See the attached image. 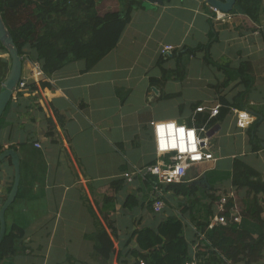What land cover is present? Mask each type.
I'll use <instances>...</instances> for the list:
<instances>
[{"label":"crops","instance_id":"1","mask_svg":"<svg viewBox=\"0 0 264 264\" xmlns=\"http://www.w3.org/2000/svg\"><path fill=\"white\" fill-rule=\"evenodd\" d=\"M130 4L134 7L131 21L118 45L89 71L86 61L79 60L50 77L43 73L34 78L37 70L42 71L41 64L34 50H23L22 78L36 89L27 87L14 94L0 129V145L4 150H15L24 165L22 178L27 195L7 220L26 218L27 250L12 262L1 264H102L94 241L99 224L114 232L117 253L109 264H121L119 253L125 256L129 249L136 248V242H130L133 231L156 228L171 216L183 220L193 256L203 235L198 225L206 224L211 212L217 215L221 195L235 198L232 212L241 216L237 199L241 200L242 195L231 183L234 159L241 155L251 166L253 162L262 164L264 146L252 148L250 128L239 129L232 111L219 124L221 131L210 137L214 141L225 125L230 132L231 152L224 157L212 152L216 162L188 171L184 185L194 188L192 196L161 186L166 208L157 214L153 210L155 182L134 172L158 161L153 123H188L184 119L188 104L173 103L170 97L183 94L180 90L187 83L185 74L183 78L172 77L174 84L165 82L164 65L176 61L172 53L163 57L162 49L167 45L179 50L196 48L207 44L201 41H209L211 31L218 39L222 35L225 48L230 50L232 67L249 63L257 81L247 92L249 104L264 106V18L259 24L241 15L231 22H213L205 0H163L162 4L149 0H99L97 10L99 14L120 12ZM171 31L179 34L175 41ZM192 32L196 39L188 40ZM217 44L219 40L212 48ZM11 64L8 51L0 45V80L5 81ZM153 79L157 84L152 86ZM45 82L48 85L44 88L41 84ZM173 85H178L179 92H171L177 90ZM173 106L179 116L171 115ZM182 106L185 115L179 113L178 107ZM193 117L194 113L192 124ZM263 127L264 123L258 131ZM261 135L264 137V131ZM126 173H133L132 181L125 178ZM13 182L14 168L6 160L0 168V209ZM129 198L132 207L126 208ZM196 261L218 264L211 255Z\"/></svg>","mask_w":264,"mask_h":264},{"label":"trees","instance_id":"2","mask_svg":"<svg viewBox=\"0 0 264 264\" xmlns=\"http://www.w3.org/2000/svg\"><path fill=\"white\" fill-rule=\"evenodd\" d=\"M98 2L99 0H0V11L21 58L25 48L34 50L43 73L50 77L69 63L79 60L86 61V68L89 71L118 45L131 21L134 7L130 4L126 10L120 12L99 14ZM207 8L208 13L211 14L210 7ZM231 14L246 16L259 24L264 18V0H237ZM213 35L214 37L205 45L172 52L173 59L181 62L185 54L196 57L198 53H203L204 61L217 66L227 75L226 85L232 80L238 81V85L244 86L245 91L239 92L231 99L222 97L220 99L222 108L218 117L210 119L208 113L199 114L196 125L214 127L221 124L233 109L248 110L257 117L248 131L250 141L253 142L252 148L263 146L264 141L258 139L257 132L259 126L264 123V113L257 108H251L247 102V92L251 90L254 82L251 67L249 63H244L238 68L229 65L219 66L212 61L210 50L217 37L211 31L210 36ZM1 48L6 51L4 46L1 45ZM163 71L165 75L170 72ZM171 71L174 72L175 78L184 77L179 69ZM3 83L4 81L0 80V91ZM41 85L45 88L48 84L45 82ZM28 87L36 89L34 85ZM170 97L173 98L175 95ZM201 105L200 102L196 103L192 110L195 112ZM9 110L10 105L0 119V129ZM187 125L193 124L189 120ZM4 151V147L0 145V154ZM7 160L12 165L11 158ZM20 169L19 192L15 202L6 212L7 231L0 245V264L6 261L12 262L27 250L25 231L29 223L26 222V218L19 216L11 222L7 220L27 195L24 176L22 178L24 165L21 161ZM231 181L232 186L242 195L240 211L242 222L228 223L226 226L217 225L209 229V221L215 217L211 212L210 220L206 224L198 225L199 231L205 238L199 239L200 244L194 254L195 258L211 255L218 260V264H264V176L242 158H235ZM168 188L185 197L192 196L194 192L193 187L187 188L184 184H171ZM11 189L12 185L7 188L6 194L9 195ZM234 199L228 197L225 212L228 219L231 210L236 207ZM130 201L129 198L125 204L126 208L132 207ZM184 225L181 218L171 216L156 228L146 227L133 231L130 242L135 241L136 248L129 249L125 256L120 252L119 262L121 264H184L194 256L184 235ZM94 241L96 256L102 264H109L117 253L114 232L110 233L103 224H99ZM131 256L136 258L132 260Z\"/></svg>","mask_w":264,"mask_h":264},{"label":"built area","instance_id":"3","mask_svg":"<svg viewBox=\"0 0 264 264\" xmlns=\"http://www.w3.org/2000/svg\"><path fill=\"white\" fill-rule=\"evenodd\" d=\"M210 18L218 23H226L232 21L234 15L231 13H223L217 9L210 7ZM175 50V47L167 45L162 49L163 56L170 55ZM43 75V71L37 70L34 73V78H39ZM28 87V80L22 78L17 91L23 92ZM222 105L220 103L212 106L201 105L194 112L193 120L197 122L199 114L208 113L210 119L218 117ZM232 112L237 118V127L242 130L249 129L255 119L248 111H240L233 109ZM194 122L193 126L179 124L174 121L153 123L155 132V145L158 156V161L155 165L138 169L134 175H142L145 179H153L155 183V193L153 197V210L157 214H161L165 208V201L162 199L161 186L171 184H184L188 171L195 166L201 164L216 162L217 158L211 151L209 131L213 127H197ZM183 130V136H181ZM133 173H126L125 178L132 181ZM228 197H222L218 204L217 215L209 221L208 228L211 229L217 225L226 226L228 223L241 224L242 217L238 212L234 213L231 210L230 219L225 215ZM205 238V236H201ZM184 264H197L195 256Z\"/></svg>","mask_w":264,"mask_h":264},{"label":"rangeland","instance_id":"4","mask_svg":"<svg viewBox=\"0 0 264 264\" xmlns=\"http://www.w3.org/2000/svg\"><path fill=\"white\" fill-rule=\"evenodd\" d=\"M210 10H212V9H210ZM234 17H235V15H234ZM236 19H238V17ZM211 21H213V20L211 19ZM213 22H215V21H213ZM179 33L181 35L183 34L181 29L179 30ZM210 33H209V40L214 37V35L211 37ZM170 35H171V38L174 39V41H175L179 34H177L176 32L172 33V31H171ZM199 37H200V35H197V38H199ZM191 39H196L194 37V32L191 33V36L189 37L188 40H191ZM217 40H219L220 44H217L215 47L212 48V50H210L212 61H215V63L219 66L229 65L230 67H232V64L230 63L229 58H228V55L230 54V50L225 48V43L223 42L224 39H223L222 35L219 37V39L217 38ZM203 41L205 43L209 42L208 40H205V39L204 40L202 39L201 42H203ZM175 51H180V50L175 48V50L173 52H175ZM225 52H227L228 54H226ZM174 66H176L175 67L176 69L174 68ZM177 66H179V67L177 68ZM171 67H173V69H175V71L179 69L180 73H183V75L185 74V80H187V83L184 86V90H180V92H183V94L180 97L175 96L172 99L173 103H176L179 105L183 104L184 102L188 104V113H187L186 117L184 118V119L187 118L185 122L189 121L190 118L192 117V115L194 113V110H192V107L196 103L200 102L202 105L212 106L214 104L220 103V99L222 97H228L229 99H231L235 94H238L239 92L236 93L237 88L240 89V91L241 90L244 91V89H245L244 86H241L240 84L238 85V83L236 84L235 82H231L230 84L226 85L225 80H226L227 75L224 73V71L219 70L217 66H214L212 63L208 64L206 61H204V54L203 53H198L196 57H189V55L185 54L183 56L181 62H177V61L173 62V63H171L170 66L165 64L163 68L166 69V71H167V70H170ZM174 76H175L174 72H172L170 70V72L167 75H164V78H166L165 82H170L171 84H174V81L172 79V77H174ZM255 82H257V81H255ZM255 82H253V85ZM151 84H152V86L157 84V80L153 79L151 81ZM253 85H252V87H253ZM176 86L178 87V85H173V88L177 89ZM171 92L174 94V92H179V90L177 89L174 91L172 89ZM248 104H249V101H248ZM249 106L251 108L253 107V109L257 108L260 112L264 113L263 104L260 106H255V107L252 105H249ZM178 110H179V113L181 115H185L186 111H184V106H182V108L178 107ZM171 115L179 116L178 111L174 108V106L172 107ZM193 122H195V120H193ZM182 123H184V121ZM182 123H179V124H182ZM192 126L193 125H191L190 127H192ZM223 126H224V132L221 133V135L215 137L214 141L212 139L210 142H211L212 152H216L220 156L224 157L228 153L231 152L228 150L230 143H231V137H230V135H228L230 132L226 131L225 125H223ZM262 131H264V127L258 131L257 137L259 136L260 138L264 139V137H262V135H261ZM259 137H258V139H260ZM241 150H240V152H241ZM237 154H241V153H237ZM235 158H243V156L238 155ZM251 164L256 170H258L262 175H264V163L258 164L257 162H253ZM222 196L225 197L227 195L224 194V195H221V197ZM219 200L220 199L218 198V202H219ZM237 205H238V209L241 211L242 202L240 199H237Z\"/></svg>","mask_w":264,"mask_h":264},{"label":"water","instance_id":"5","mask_svg":"<svg viewBox=\"0 0 264 264\" xmlns=\"http://www.w3.org/2000/svg\"><path fill=\"white\" fill-rule=\"evenodd\" d=\"M151 3L158 2L162 4L163 0H149ZM207 6L217 9L223 13H231L236 5L237 0H205ZM0 43L2 46L6 48L10 57H11V70L5 79L4 83L1 86L0 91V119L5 114L11 100L19 83L22 79V72H23V61L21 56L19 55V50L13 40V37L9 30L7 29L2 15L0 11ZM221 126L216 125L214 126L208 133L209 137H212L218 134L221 131ZM11 158L12 165L14 168V182L12 189L3 203L0 209V245L3 241V238L7 231V221H6V212L15 202L19 187H20V180H21V169H20V158L15 150L7 149L3 153L0 154V168L2 164L8 159Z\"/></svg>","mask_w":264,"mask_h":264},{"label":"snow or ice","instance_id":"6","mask_svg":"<svg viewBox=\"0 0 264 264\" xmlns=\"http://www.w3.org/2000/svg\"><path fill=\"white\" fill-rule=\"evenodd\" d=\"M181 136H183V130H181Z\"/></svg>","mask_w":264,"mask_h":264}]
</instances>
